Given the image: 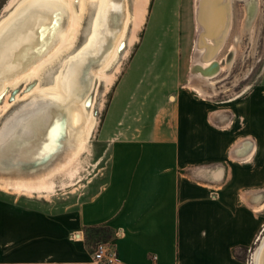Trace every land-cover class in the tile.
Segmentation results:
<instances>
[{
  "label": "crops",
  "instance_id": "crops-1",
  "mask_svg": "<svg viewBox=\"0 0 264 264\" xmlns=\"http://www.w3.org/2000/svg\"><path fill=\"white\" fill-rule=\"evenodd\" d=\"M156 81L133 68L116 88L102 126L107 178L90 199L57 213L0 200V264H102L83 239L102 225L120 264H253L264 89L221 114L186 86Z\"/></svg>",
  "mask_w": 264,
  "mask_h": 264
},
{
  "label": "bare ground",
  "instance_id": "bare-ground-1",
  "mask_svg": "<svg viewBox=\"0 0 264 264\" xmlns=\"http://www.w3.org/2000/svg\"><path fill=\"white\" fill-rule=\"evenodd\" d=\"M77 1L9 0L7 14L0 19V97L8 85L16 86L34 76L41 78L43 69L65 48L72 47L91 0ZM92 1L96 2V10L84 45L67 64L64 62L66 66L53 84L37 85L32 99L0 120V172L15 175L0 176L1 190L48 196L58 186L69 187L80 180L81 155L90 151L89 142L98 124L96 99L91 93L102 80L106 89L114 83L120 69V63L115 62L121 50L138 39L150 0H134L133 11L126 4L123 14L110 0ZM194 1L197 36L188 85L200 96H212L218 92L215 78L230 66L223 49L228 46L234 22L233 3L245 2L238 32L228 46L234 55L243 47L244 34L253 40L254 16L258 15L260 4L258 0ZM131 24L132 34L128 38ZM109 69L111 72L107 73ZM8 106L7 102L3 109ZM59 175L63 177L60 185L56 181ZM252 259L253 264H264V230Z\"/></svg>",
  "mask_w": 264,
  "mask_h": 264
},
{
  "label": "rangeland",
  "instance_id": "rangeland-1",
  "mask_svg": "<svg viewBox=\"0 0 264 264\" xmlns=\"http://www.w3.org/2000/svg\"><path fill=\"white\" fill-rule=\"evenodd\" d=\"M110 1L111 5H114L120 14L125 11L126 4L133 11L134 0ZM258 1L260 5L258 15L254 16V38L251 40L249 34H244L242 36L243 47L241 49V45L239 46L241 50L239 49L240 52L237 55L229 51L228 46L230 41L233 40V36L238 32L239 18L244 13L245 2L235 1L233 3L234 22L229 34L230 37L228 36V46L223 49L224 57H227L230 66L215 78V86L218 92L215 95L212 94V96L211 94L200 96L188 85L191 78L190 70L194 40L197 36L196 1L150 0L146 20L137 33L138 39L133 45L127 44V47L125 46L121 50L119 58L115 62V65L120 63V69L116 74L114 83L109 89H106L105 80H102L101 83H98L97 90L91 93V96L96 99L95 112L98 117V124L89 142L90 151L81 155L80 180L76 179L75 184L69 187L62 188L58 186L48 196L18 195L0 189V200L14 203L25 209L57 213L70 210L72 207L90 199L98 191L107 178V166L110 160L109 143L102 134L103 122L116 88L129 69L135 68L142 75L153 73L157 80L153 84L155 89L167 86L171 90L184 85L201 98L205 96L203 99L215 106L216 110H221V114L223 110L226 114L229 113L232 99L235 96L243 98L251 91L264 89V0ZM8 2L9 0H0V19L7 14L5 8ZM77 2L76 0V4ZM95 10L96 2L89 1L72 49L65 48L58 58L48 64L40 74L42 79L39 76H34L27 81H21L16 86L8 85L6 87L0 97V108L2 106V110L0 109L1 121L5 120L12 110L18 108L28 99H32L37 85L46 87L53 84L54 78L63 70L67 64L66 62L84 45L91 31ZM66 22L67 16L64 19V24ZM132 29L133 25L131 24L127 34L128 38L132 34ZM128 38H125L126 43ZM96 66L98 67L99 64ZM110 69L107 70V73L111 72ZM197 81L199 80L195 79V82ZM207 90L211 91L209 87H207ZM7 102L9 106L4 110L3 106ZM11 174L0 172L2 177H9ZM12 175L10 177L15 176ZM59 177L56 181L60 185L63 177ZM112 237V230L102 225L87 229L83 239L90 250L94 252L100 244L108 243Z\"/></svg>",
  "mask_w": 264,
  "mask_h": 264
},
{
  "label": "built area",
  "instance_id": "built-area-1",
  "mask_svg": "<svg viewBox=\"0 0 264 264\" xmlns=\"http://www.w3.org/2000/svg\"><path fill=\"white\" fill-rule=\"evenodd\" d=\"M94 256L102 264H120L116 252L107 244H100L94 251Z\"/></svg>",
  "mask_w": 264,
  "mask_h": 264
}]
</instances>
